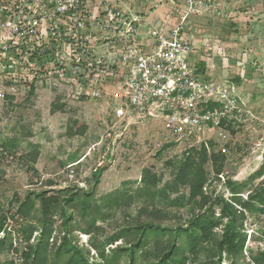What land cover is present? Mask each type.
I'll return each instance as SVG.
<instances>
[{
  "label": "rangeland",
  "instance_id": "1",
  "mask_svg": "<svg viewBox=\"0 0 264 264\" xmlns=\"http://www.w3.org/2000/svg\"><path fill=\"white\" fill-rule=\"evenodd\" d=\"M48 17L63 23L0 35V264H32L42 207L37 200L29 215L19 207L46 190L61 202L42 264H154L177 241L174 228L202 213L220 220V237L222 209L234 203L227 181L264 165V0H81L71 14ZM174 28L186 47L184 98L129 105L122 92L131 52L154 50V32L170 37ZM204 145L210 199L201 207L178 172ZM263 183L264 171L238 195L247 200ZM238 222L247 242L237 264H253L251 253L264 249V211ZM67 240L79 251L62 246ZM204 244L195 260L179 253L183 264H214L215 243Z\"/></svg>",
  "mask_w": 264,
  "mask_h": 264
},
{
  "label": "trees",
  "instance_id": "2",
  "mask_svg": "<svg viewBox=\"0 0 264 264\" xmlns=\"http://www.w3.org/2000/svg\"><path fill=\"white\" fill-rule=\"evenodd\" d=\"M204 65V63H202ZM219 105V104H216ZM197 150V151H196ZM215 161L220 159V154L213 153ZM209 160V154L207 146H203L200 150L195 149L190 155L186 158L184 165L180 168L178 176L185 177L190 183V196L189 200L197 202L202 206L207 205L210 197L204 192L205 184L208 180L207 172L205 165ZM214 160V159H213ZM264 165L260 170L253 175H251L247 180L236 182L229 178L227 183L232 188L234 193L233 202L227 203L221 212V222L226 218L227 222L223 229V234L219 237V233L214 231L217 224L220 223V220L216 219L215 214L209 216L206 213L193 215L187 224L179 225L174 228L175 238L177 241L172 244V246L164 252L160 259L154 264H183V259L179 257V253L187 258L186 253L192 255L195 259L199 258L202 253L206 250L207 246L204 243L208 241L214 242L213 250L209 251V254L214 258V264H223L224 259L226 258L229 261V264H237V261L244 256V250L247 242V233L242 230L239 225V217H245V212H254V211H264V183L258 192L254 194V191L250 192L247 200L241 198L239 193H242V190L249 184L251 180L258 177L264 171ZM96 180H99V177H95ZM156 183V182H154ZM155 184L154 186H156ZM150 186V184H149ZM153 187H151L152 189ZM150 189V188H149ZM34 194V195H32ZM78 193L72 194L68 198L69 201H74L78 199ZM37 200L40 201L42 212H43V227L41 232V239L37 245H33L31 253L27 256L32 258V264H42L45 262V255L48 248V231H49V216L52 212L60 205V196L58 193H51V190H46L43 192H31L25 199L21 202L19 207V212L23 215H29L31 211L36 208ZM181 202L180 198L173 200L174 204ZM236 205H239L240 208H237ZM3 227V223L0 224V230ZM145 230L151 231H162L166 232L169 230L167 227H162L160 225L149 224L145 226ZM33 229L30 230L32 233ZM143 233L141 234V237ZM186 236V243L182 245L178 241L181 237ZM123 236L121 233H118L110 238V241H118ZM6 243V237L0 240V244ZM65 246L68 250L79 251L78 247L70 241H66L62 246ZM141 247V239L135 243V249L131 251L133 259H135V253ZM118 249L120 247H117ZM61 248L58 250V254L61 253ZM127 249V248H126ZM251 262L253 264H264V249L258 250L251 253Z\"/></svg>",
  "mask_w": 264,
  "mask_h": 264
},
{
  "label": "built area",
  "instance_id": "3",
  "mask_svg": "<svg viewBox=\"0 0 264 264\" xmlns=\"http://www.w3.org/2000/svg\"><path fill=\"white\" fill-rule=\"evenodd\" d=\"M80 1L0 0V35H5V30L10 35L12 30L20 33L23 29H39L44 25L52 29L58 28L63 21L61 20V24L60 21L53 22V19L48 22L49 14L65 17L66 14H71ZM188 1L190 7L196 4V0ZM154 36L157 42L154 50L145 53L137 50L131 52V58L135 62L132 75L122 92V97L129 105L144 107L160 101L169 102L176 96L184 98L180 94V86L190 80V77L185 72L186 47L181 41L180 29L174 28L170 37L160 31L154 32ZM13 38L8 36L7 41ZM120 113H124V110H120Z\"/></svg>",
  "mask_w": 264,
  "mask_h": 264
}]
</instances>
